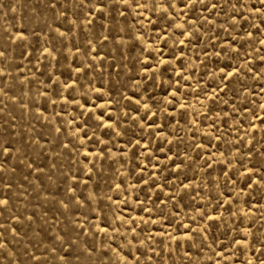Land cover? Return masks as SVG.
<instances>
[{
  "label": "rangeland",
  "instance_id": "obj_1",
  "mask_svg": "<svg viewBox=\"0 0 264 264\" xmlns=\"http://www.w3.org/2000/svg\"><path fill=\"white\" fill-rule=\"evenodd\" d=\"M0 264H264V0H0Z\"/></svg>",
  "mask_w": 264,
  "mask_h": 264
}]
</instances>
